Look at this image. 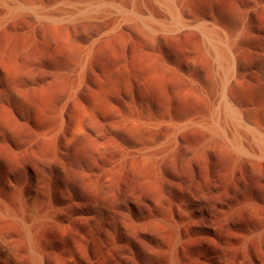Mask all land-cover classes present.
<instances>
[{
	"label": "bare ground",
	"instance_id": "bare-ground-1",
	"mask_svg": "<svg viewBox=\"0 0 264 264\" xmlns=\"http://www.w3.org/2000/svg\"><path fill=\"white\" fill-rule=\"evenodd\" d=\"M106 1L0 0V264H264V0Z\"/></svg>",
	"mask_w": 264,
	"mask_h": 264
},
{
	"label": "rangeland",
	"instance_id": "rangeland-1",
	"mask_svg": "<svg viewBox=\"0 0 264 264\" xmlns=\"http://www.w3.org/2000/svg\"><path fill=\"white\" fill-rule=\"evenodd\" d=\"M22 1H24V2H22L24 5H26V3H28V5H30V4H32V3L34 2V0H22ZM29 2H30V3H29ZM106 2H108L109 4L112 3L111 0H110V1L108 0V1H106ZM109 14H110V13H107V15H109ZM107 15H106V17H105V20H106V22L109 24V22L111 21L112 16H111V14H110L109 16H107ZM106 18H107V19H106ZM24 19H25V20H24ZM27 19H29V18H28V17L26 18V16L23 17V23H24V24L27 22V21H26ZM31 22H32V21L29 19V21L25 24V26H24V27H25V31H29V30H30V29H28V28H30L31 25L29 26V24H31ZM28 23H29V24H28ZM28 26H29V27H28ZM39 29H40V28H39ZM40 30H41V29H40ZM57 39H60L59 41H60V43H61V42H62V43L60 44V43L58 42V44L62 45V48L65 47V48H66V51L64 50L65 48L62 49L61 46H58V44H56L57 41H58ZM57 39H56V42H55V44H56V45H55V46H56V47H55V52H56L57 54L59 53L60 56H61V55H64V56L67 58V57L71 54V52L73 51V50H72V51L70 50V52H67V51H68L67 47L69 46V47H68L69 49L72 48V47H71L69 44H68V46H67V44H66L67 41H66L65 37L61 38V36H59V37H57ZM63 39H64V41H63ZM38 40H41V39L38 38L36 41H33L32 43H30L31 50L34 52V53H33V52L31 51V52L33 53V54H31V55L34 56L33 58L37 57V55H38V57H39L40 52H38L39 54L36 52L37 55L35 54V51L41 49V47L39 48V43H40L41 45L44 44V45H42V49H41L43 53H42V52H41V53H42L44 56L47 55V54L49 53V50H48V52H45L46 50L44 51V49H46V47H48V46H46L45 43H43L42 41H38ZM36 42H38V44H36ZM41 42H42V43H41ZM63 42H64V43L66 42V43H65L66 45H65ZM63 44H64V45H63ZM108 44H109V42L107 43L106 46L103 45L101 48H98L99 51L101 50L100 52H98V50H97V52H95L96 55H99V56H96V58H94L92 62H94L95 59H97L99 62H97V61L95 60L97 63H95V62L93 63V64H94V67H97V68L92 67V70H91L92 73L90 72V76L92 77V79H91V77L89 76V78H88L89 81L87 80V83H86L87 85L85 86V87H88V89L85 88V90H87V91H86V92H83V94L80 93L81 95H80V94H77L78 96H77V95L72 96V95H69L68 92H65L66 90H64V89H66V88L68 89V86H70V84H68V83H71V75H70V74H68V73L65 72V75L61 76L60 78H59V76H57V77H56V78H57V81H58V80H59V81H58V82L56 81V82H57L58 84L55 83L56 78L53 79V76H49V74H48V77H51L50 80H52V81L54 82V83L52 82L51 87H50L51 89L53 88L54 91L51 90V89H50V90L53 91V93L55 94V95L51 94L52 92L50 91L51 93L49 92V95H53V96H54V99H56L58 96L60 97V98L58 97V99H56V100H54L53 98H50V101L52 100V103H50V104H53V105H50V108H51L50 110H52V109L54 110V109H55L54 111H58V109H60V107H61V106L63 105V103L65 102L64 104H66V110H67L68 112H69V111H71V113L78 112V111H80V108L82 107V104H84V105H89L88 102H90L92 96L94 95V94H93V95L90 94V92H91V93H94V92H95V94H97V96H99V98L102 97L101 99H104L103 102H104L105 108H106V107L108 108V109L106 108L108 111H109V109H110V112H111L112 110H114V107H112L111 105H109V103H110V104L112 103L113 106H114V104L116 103V101H117V97H118V91H117L118 85H117V81L115 80V78H116V76H115V72L112 71V70L114 69V67H115V66H113V65L115 64V62H114L115 55L113 56V54H112V53H114V51L112 52V49H114V46H110L112 43L109 44V46H108ZM34 45H35V46H34ZM41 45H40V46H41ZM113 45H114V44H113ZM36 46L38 47V49H37ZM43 46H44V47H43ZM66 46H67V47H66ZM33 47H36V48L33 49ZM57 47H60V48H57ZM56 48H57V49H56ZM35 49H37V50H35ZM48 49H49V48H48ZM58 49H60V50H58ZM41 50H40V51H41ZM109 50H111V51L109 52ZM64 51H65V52H64ZM102 51L106 52L107 55L104 54V52H102ZM44 52H45V53H44ZM60 52H62V53H60ZM101 52H102V53H101ZM111 52H112V53H111ZM46 53H47V54H46ZM97 53H98V54H97ZM99 53H100L101 55H103L102 57H104L105 60H104V58L102 59V57H101V55H100ZM108 54H109V55H108ZM110 54H111V55H110ZM114 54H115V53H114ZM48 56H49L50 59H52L50 54H49ZM48 56H45V57L48 58ZM38 57H37V58H38ZM113 57H114V59H113ZM49 58H48V59H49ZM50 59H49V60H50ZM101 59H102V61H101ZM103 60H104L105 63L103 62ZM111 60H113V61H111ZM110 61H111V63H112V62H114V63L111 64ZM102 63H103V64H102ZM105 64H107V67L105 66ZM109 64H111V65H109ZM95 65H96V66H95ZM102 65H104V66L106 67V69H107V68H108V69L106 70L105 67L102 66ZM108 65H109V66H108ZM57 67L60 68L59 71H63L62 69H64V67H63L62 65L60 66V64H58ZM101 67H102V68H101ZM103 67H104V68H103ZM109 68H111V72L109 71V70H110ZM94 69H95V70H94ZM103 69H104V70H103ZM98 71H99V72H98ZM104 71H106V72L108 73V74L106 75L107 77L104 76L105 73H106V72H104ZM95 72L98 73V74H97L98 77H95V75H96ZM109 72L111 73L112 76L110 75ZM93 73H94L95 75H93ZM99 74H100L101 76H100ZM64 76H65V77H64ZM93 76H94V77H93ZM99 76L101 77V79H100ZM111 77H112V78H111ZM114 77H115V78H114ZM61 78H62L63 82H64V79H65V78H66L65 80L69 81L68 83L65 81L66 84H67L66 87H62V86H65V83L61 82L62 80L60 81ZM63 78H64V79H63ZM94 78H96L97 81H96ZM98 78H99L102 82H100V80H99ZM113 78H114V81L116 82L115 85H117V86H115V88H112L113 85H114V83H115L114 81H112ZM98 80H99L100 83H98ZM109 80H110V81H109ZM94 81H95V82H94ZM103 81H104V82H103ZM59 82H60V83H59ZM88 82H89V83H88ZM112 82H114V83H112ZM97 83H98V85H97ZM54 84L56 85V87L54 86ZM62 84H63V85H62ZM90 84H91V86H88V85H90ZM52 85H53L54 87H53ZM61 85H62V86H61ZM94 85H95V86H94ZM105 85H106V86H105ZM111 85H112V86H111ZM60 86H61V87H60ZM93 86H94V87H93ZM99 86L102 88V91L100 90L101 88H99ZM89 87H90V89H89ZM110 87H111L112 89H111ZM56 88H57V89H56ZM62 88H63V89H62ZM93 88H94L95 90H99V91H95ZM113 89L115 90V92H114ZM55 90L62 91V92H60V95H59V92L57 93V91L55 92ZM68 90H69V89H68ZM68 90H67V91H68ZM88 90H89L90 92H89ZM93 90H94V92H93ZM110 90H111V91H110ZM109 91H110V92H109ZM102 92H103V93H102ZM106 92H107V93H106ZM112 92L114 93V96L112 95V94H113ZM62 93H63V94H62ZM87 93H88V94H87ZM100 93H101L102 95H101ZM56 94H58V95H56ZM61 94H62V96H61ZM98 94H99V95H98ZM103 94H104V95H103ZM64 95H66V96H64ZM79 95H80V96H79ZM55 96H56V97H55ZM81 96H82V97H81ZM86 96H87V97H88V96H91V98H90V97L86 98ZM103 96H104V97H103ZM51 97H52V96H51ZM77 97H78V98H77ZM79 97H80L81 99H80ZM112 97H113V98H112ZM74 98H75V99H78V100L80 101V102L78 101V102L80 103V105H81L80 108H79V104H78V103L76 104L77 100H76V102H75V101H74V100H75ZM60 99H61V100H60ZM63 99H64V100L66 99V100L64 101ZM73 99H74V100H73ZM82 99H83V100H82ZM86 99L89 100V101H87ZM53 100L56 101L55 103H56L58 106H59V105H60V106H59V107H56V106H55L56 104L53 103V102H54ZM62 100H63V101H62ZM111 100H112V101H111ZM57 101H58V102H57ZM70 101H72L71 104H69ZM73 101H74V105H73ZM86 101H87V102H86ZM81 102H82V103H81ZM83 102H84V103H83ZM106 102H107V103H106ZM58 103H59V104H58ZM60 103H61V104H60ZM86 103H87V104H86ZM71 105H72V106H71ZM76 105H77V107H76ZM84 105H83V106H84ZM51 106H52V107L54 106V107L52 108ZM74 106H75V107H74ZM57 108H58V109H57ZM77 108H78V110H77ZM82 108H83V107H82ZM69 109H71V110H69ZM75 109H76V111H75ZM72 110H73L74 112H73ZM82 110H83V109H82ZM74 168H75V170H74ZM70 169H71V170H70ZM72 169H73V170H72ZM76 170H77V171H76ZM70 171H71V172H70ZM73 171H74V172H73ZM67 174H68V177L70 176V177H69L70 179H75V178H76V180H77V179L79 178V176L81 175V171L78 169L77 166H71V167H69V168L67 169ZM74 174H75V176L73 177Z\"/></svg>",
	"mask_w": 264,
	"mask_h": 264
}]
</instances>
